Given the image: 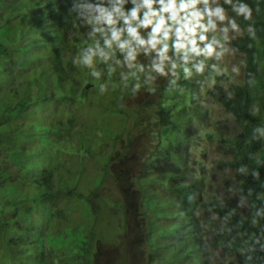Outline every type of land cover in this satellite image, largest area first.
Here are the masks:
<instances>
[{"label": "trees", "instance_id": "obj_1", "mask_svg": "<svg viewBox=\"0 0 264 264\" xmlns=\"http://www.w3.org/2000/svg\"><path fill=\"white\" fill-rule=\"evenodd\" d=\"M77 2L0 0V264H105L122 221L146 264H264L251 222L264 209V0L235 17L240 79L158 76L135 94L123 63L81 62L93 38ZM209 144L223 152L211 169ZM116 191L125 201L108 208Z\"/></svg>", "mask_w": 264, "mask_h": 264}, {"label": "clouds", "instance_id": "obj_2", "mask_svg": "<svg viewBox=\"0 0 264 264\" xmlns=\"http://www.w3.org/2000/svg\"><path fill=\"white\" fill-rule=\"evenodd\" d=\"M129 3L130 8L126 7ZM225 5L235 16L228 15ZM69 11H76L82 23L91 26L88 36L93 38L92 43L83 49L81 62L92 67L98 60L109 73L115 70L110 61L115 65L123 63L129 72L122 73V79L133 78L131 88L135 94L142 85H150L158 76H170V84L176 86L181 73L184 80L194 75H208L214 80L216 75L226 72L219 67L222 62L217 61L235 51L230 45V40L240 30L235 17L251 20L253 10L246 0H78ZM230 30L232 36H229ZM249 36L255 38L251 26ZM117 52L122 54V60ZM141 53L151 57L147 66L137 63ZM210 58L214 59L211 65L214 73H206ZM231 71L239 69L234 65ZM140 73L144 74L143 80ZM91 75L99 77L101 73L94 70ZM147 90L155 92L156 89L150 86ZM252 111L255 114L257 109ZM253 133L254 136L259 133L257 138L264 137V126H257ZM258 217H264V209H254L251 221L261 229L260 235L253 233L257 243L264 236V226L259 224ZM120 227L129 238V244L134 241L133 236L128 235V224ZM101 241L103 243L102 238Z\"/></svg>", "mask_w": 264, "mask_h": 264}, {"label": "rangeland", "instance_id": "obj_3", "mask_svg": "<svg viewBox=\"0 0 264 264\" xmlns=\"http://www.w3.org/2000/svg\"><path fill=\"white\" fill-rule=\"evenodd\" d=\"M222 1V0H221ZM229 36H232V31H229ZM217 61V60H216ZM218 63H221L219 65L220 68L226 69V72H224V77L227 79H224L221 83H219L222 88L226 89L228 84L232 82L233 80L240 79L242 77V70L241 68V59L235 54V51H231L230 53L225 54L224 58L220 61H217ZM214 64V63H213ZM238 67V72H232L231 68L232 66ZM223 66V67H222ZM221 88V89H222ZM219 89V90H221ZM218 110L215 113V116L218 115ZM218 118V117H217ZM209 158L210 159H216L210 162L209 169L212 167L214 168L215 165H217V161L223 159V152L221 154V149L216 144H209ZM216 161V163H215ZM210 182V181H209ZM215 184L218 185L219 181H215ZM109 202L106 203V206L110 208L111 205H115L118 202H124L125 198L124 195L121 194L119 191H116L115 193L107 195ZM106 197V196H104ZM107 208V210H108ZM113 212L109 211V214L107 213L105 218H99L98 225H96V229H99L100 237L104 240V232L107 231V226H110L111 223H117V217L113 216ZM202 216V213L200 214ZM123 220V219H122ZM123 224H115L120 227L122 225L125 226V222L122 221ZM125 223V224H124ZM118 227V228H119ZM117 236V238L115 237ZM115 237L116 244L118 247H111L110 251L108 252L107 258L105 259V264H146L142 256H140L138 253H134L130 250V244H129V238L124 235V232H122L121 227L119 228V232L113 231L112 238ZM110 239V235L108 233L107 239ZM111 260V261H110Z\"/></svg>", "mask_w": 264, "mask_h": 264}]
</instances>
